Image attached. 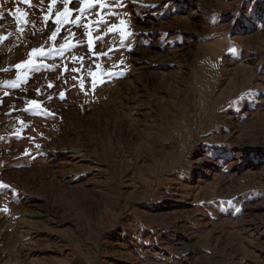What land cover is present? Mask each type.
<instances>
[{
  "label": "rangeland",
  "instance_id": "obj_1",
  "mask_svg": "<svg viewBox=\"0 0 264 264\" xmlns=\"http://www.w3.org/2000/svg\"><path fill=\"white\" fill-rule=\"evenodd\" d=\"M0 185V264H264V0H0Z\"/></svg>",
  "mask_w": 264,
  "mask_h": 264
},
{
  "label": "snow or ice",
  "instance_id": "obj_2",
  "mask_svg": "<svg viewBox=\"0 0 264 264\" xmlns=\"http://www.w3.org/2000/svg\"><path fill=\"white\" fill-rule=\"evenodd\" d=\"M24 2L25 3H28V0H24ZM56 2V0H53V3H55ZM65 2H67V0H65ZM99 2V0H81V3L83 4V3H88V4H90V5H95L96 3H98ZM17 11H19V10H17ZM58 22V21H57ZM55 35V34H54ZM234 51V50H233ZM17 67V69H20V68H23V67H25L23 64H21V65H17L16 66ZM37 70H38V68H37ZM0 187H3V185H0Z\"/></svg>",
  "mask_w": 264,
  "mask_h": 264
}]
</instances>
